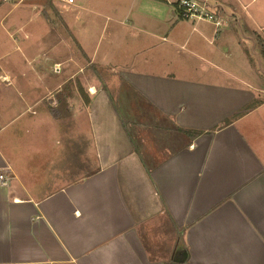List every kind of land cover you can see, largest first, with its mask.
<instances>
[{
  "label": "crops",
  "instance_id": "crops-1",
  "mask_svg": "<svg viewBox=\"0 0 264 264\" xmlns=\"http://www.w3.org/2000/svg\"><path fill=\"white\" fill-rule=\"evenodd\" d=\"M149 1H0V264H264V0Z\"/></svg>",
  "mask_w": 264,
  "mask_h": 264
},
{
  "label": "rangeland",
  "instance_id": "rangeland-1",
  "mask_svg": "<svg viewBox=\"0 0 264 264\" xmlns=\"http://www.w3.org/2000/svg\"><path fill=\"white\" fill-rule=\"evenodd\" d=\"M141 1V3L140 4H143L144 5V3H148V5H151L152 4V2L151 1H149V0H140ZM179 1H181V0H176L175 2L177 3V2H179ZM114 2H117L118 3V5H113V3ZM110 4V5H109ZM140 4H137V5H133V4H130V3H127V6H128V9L127 10H125V8L127 7L126 5H123V3H122V1H118V0H108V2H107V5H106V8L104 9V11L105 12H109L110 10H112V8L113 7H115L116 8V10L118 9V7L119 6H121V8H122V12H119V13H121V14H125V11H127V12H129V13H131V14H135V13H137L138 12V8H139V6H140ZM235 4V3H234ZM172 7V9H174L175 10V8L173 7V5H171ZM110 9V10H109ZM169 9V8H168ZM125 10V11H124ZM232 10H233V8H232ZM236 12H238L239 14H247V13H249L250 12V10L248 11V10H244V8H241V7H237V9L235 10ZM235 11H234V13H235ZM165 15L166 16H168L169 14H168V12H166L165 13ZM116 17H118V16H116ZM118 18H121V17H118ZM141 23L142 24H140L141 25V27H144L143 25H145V23H147V21L144 19V20H141ZM224 26H226V22H224L223 21V29H225L226 27H224ZM80 28V27H79ZM112 28L113 27H110V30H112ZM109 30V29H108ZM120 32H121V30H119ZM109 35H110V32L108 33L107 31L105 32V34H104V39H103V42H102V44H101V46H100V51H101V55H104V53H106V50L107 49H105L104 48V46L106 45V44H108L107 43V41L109 42ZM257 35V34H256ZM256 37V36H255ZM113 45V47H112V50L110 51L109 50V52H108V54L110 53V54H112V53H115V50H119L120 49V45L118 44V42H116V44L114 45V43L112 44ZM235 51V50H234ZM232 52V53H235V52ZM232 60L234 61V62H236V60H235V54H233V56H232ZM237 63V62H236ZM238 65V64H237ZM238 69V68H237ZM103 71V70H102ZM103 73V72H102ZM106 74H107V72H105V73H103V75H105V77H106ZM107 80V79H106ZM103 81L101 80L100 81V85H98L99 87H98V89L100 90V88H102V87H104V85H103ZM68 122L67 123H64V127L65 128H67L68 130L67 131H65L64 132V145L65 144H70L71 142H72V140L76 137V136H78V131L79 132H87L88 131V129L90 130L91 128H92V126H93V122L92 121H89L88 120V118L87 117H82L81 115L80 116H78V117H76V118H73V120H67ZM76 121L77 122H79L77 125H76ZM88 121V122H87ZM105 120H103V122H104ZM76 125V126H75ZM78 127V128H77ZM93 150L92 149H89V148H87V147H85V153L87 152V153H91ZM95 153H96V151H94ZM82 153H80L79 152V154H75L76 156L77 155H81ZM72 157L74 156V154L73 155H71ZM64 157H66L65 156V154H64ZM70 160V162H69V164H68V166L69 167H72V168H75L76 166H77V161L76 160H73V158H71V159H69ZM81 174V173H80ZM79 174V175H80Z\"/></svg>",
  "mask_w": 264,
  "mask_h": 264
},
{
  "label": "built area",
  "instance_id": "built-area-1",
  "mask_svg": "<svg viewBox=\"0 0 264 264\" xmlns=\"http://www.w3.org/2000/svg\"><path fill=\"white\" fill-rule=\"evenodd\" d=\"M1 2H9L11 0H0ZM69 4H74L75 0H65ZM179 15L182 19L188 21H205L212 23L217 30L223 27V20L219 19L211 10L212 5L209 0H181L176 3ZM10 178L4 174H0V184L5 185L10 182Z\"/></svg>",
  "mask_w": 264,
  "mask_h": 264
},
{
  "label": "trees",
  "instance_id": "trees-1",
  "mask_svg": "<svg viewBox=\"0 0 264 264\" xmlns=\"http://www.w3.org/2000/svg\"><path fill=\"white\" fill-rule=\"evenodd\" d=\"M173 6L176 8L175 10L178 12L179 14V11H178V8H177V4L176 2L173 4ZM180 16V15H179ZM256 42H257V47H258V50H259V53H260V56H261V59H262V63H263V66H264V37L261 36V35H256ZM187 133V132H186ZM192 137H195V136H198L200 133L199 132H188Z\"/></svg>",
  "mask_w": 264,
  "mask_h": 264
}]
</instances>
